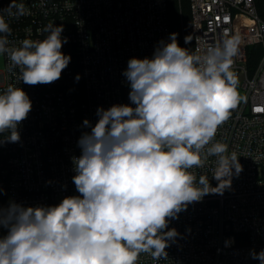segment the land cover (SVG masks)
Here are the masks:
<instances>
[{"label": "clouds", "instance_id": "obj_1", "mask_svg": "<svg viewBox=\"0 0 264 264\" xmlns=\"http://www.w3.org/2000/svg\"><path fill=\"white\" fill-rule=\"evenodd\" d=\"M15 9V11H13ZM10 16L30 15L23 3H11ZM63 25H46L43 40L24 39L9 46L11 28L0 15V55L19 69L27 85L51 84L71 61L62 52ZM169 35L151 58H131L123 72L131 104L98 108L94 125L85 119L72 157L73 183L79 195L54 206H0V264H137L141 253L167 257L168 229L188 204L231 187L233 169H243L228 145L214 142L240 97L230 71L236 42L225 38L193 56ZM190 43L185 37V44ZM79 79V77H77ZM134 105V106H132ZM32 103L20 87L0 93V133L18 142V125ZM215 157L212 177L197 180L190 170ZM2 191V189H0ZM264 264V250L253 255Z\"/></svg>", "mask_w": 264, "mask_h": 264}, {"label": "built area", "instance_id": "obj_2", "mask_svg": "<svg viewBox=\"0 0 264 264\" xmlns=\"http://www.w3.org/2000/svg\"><path fill=\"white\" fill-rule=\"evenodd\" d=\"M23 3L30 15L10 16L11 3ZM194 56L225 38L236 42L230 71L237 79L240 101L218 129L214 142L235 152L242 171L233 169L231 187L188 204L170 219L167 257L154 260L141 253L137 264H260L264 250V20L255 0H189ZM15 11V9H13ZM0 15L11 28L9 46L24 39L43 40L42 29L63 25L62 52L71 61L51 84L27 85L19 69L2 55L0 93L9 85L22 88L32 103L18 125V142L0 133V206H54L79 195L72 177L78 140L94 125L97 109L131 104L123 75L129 59L151 58L172 33L167 0H0ZM258 46V50L250 49ZM260 54V55H259ZM258 56V59H257ZM256 59V60H255ZM254 60L253 63L250 61ZM79 77V79H77ZM134 106V105H132ZM215 157L190 171L212 177Z\"/></svg>", "mask_w": 264, "mask_h": 264}, {"label": "trees", "instance_id": "obj_3", "mask_svg": "<svg viewBox=\"0 0 264 264\" xmlns=\"http://www.w3.org/2000/svg\"><path fill=\"white\" fill-rule=\"evenodd\" d=\"M259 15L264 20V0H255ZM168 18L172 33H177V40L181 47H185L190 54L194 56V41L190 32L191 12L189 0H167ZM188 37L190 43L185 44V37ZM259 48L254 46L250 49ZM260 55V54H259ZM258 59V56H257ZM256 60V59H255ZM254 60L250 62L253 63ZM6 234V230H0V235Z\"/></svg>", "mask_w": 264, "mask_h": 264}, {"label": "rangeland", "instance_id": "obj_4", "mask_svg": "<svg viewBox=\"0 0 264 264\" xmlns=\"http://www.w3.org/2000/svg\"><path fill=\"white\" fill-rule=\"evenodd\" d=\"M253 50H258V48H255ZM3 67V58H2V55H0V70L2 69Z\"/></svg>", "mask_w": 264, "mask_h": 264}]
</instances>
